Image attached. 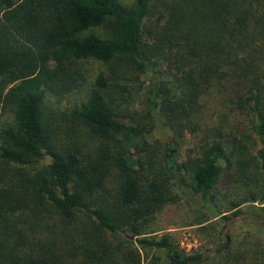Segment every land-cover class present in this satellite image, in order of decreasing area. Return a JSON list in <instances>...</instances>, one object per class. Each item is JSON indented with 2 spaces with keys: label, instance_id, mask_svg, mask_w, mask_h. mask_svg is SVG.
I'll use <instances>...</instances> for the list:
<instances>
[{
  "label": "trees",
  "instance_id": "trees-1",
  "mask_svg": "<svg viewBox=\"0 0 264 264\" xmlns=\"http://www.w3.org/2000/svg\"><path fill=\"white\" fill-rule=\"evenodd\" d=\"M138 73L141 125L112 96ZM221 162L264 203V0H0V264H198L145 227L178 198L229 219Z\"/></svg>",
  "mask_w": 264,
  "mask_h": 264
},
{
  "label": "rangeland",
  "instance_id": "rangeland-1",
  "mask_svg": "<svg viewBox=\"0 0 264 264\" xmlns=\"http://www.w3.org/2000/svg\"><path fill=\"white\" fill-rule=\"evenodd\" d=\"M78 67L80 68L81 76L88 78L104 69L103 65L92 59L79 61ZM147 77V75L139 73L128 75L124 80L122 78L119 81L120 84L125 86L126 91L113 90L112 96L123 104L124 114L122 118L127 123L131 119L139 125L143 122L141 116L144 108L143 88L146 85ZM51 106L61 108L64 106V101L59 100V98L58 100L53 99ZM137 135L134 139L130 137L126 140L128 144H131L129 147L131 157L136 156V152L132 147L133 143L142 141L141 135ZM117 136L119 139L122 137L120 135ZM249 144L251 142H247L248 150L243 154L246 158L245 160L252 155L253 148ZM178 145V161L185 157L187 159V156L190 155V140L188 136H181ZM141 146L142 148L145 147ZM139 163L140 160L133 168H137ZM221 163L222 174L217 186L220 192L228 194L219 209L223 210L230 207L229 199L239 201V205L236 208L221 212V215L225 214L229 216V219H221L220 215H218L204 221L203 219L208 217L205 209H197L189 201L186 202L184 198H178L152 213L147 227H145L147 231L145 235L156 238L165 235L182 256H201L200 258L202 259L198 264H231L230 260L234 253L242 254L247 263L257 260L260 251L264 248V203H258L257 198L251 199L249 195V191L256 190L254 179L249 182L254 187V190H246L242 186L241 180L239 182L234 180L236 178L234 176L236 167L234 165L226 166L224 162ZM251 173L252 176L254 174L255 178H258L254 169H251ZM230 177L233 179L231 180ZM253 206L261 208L259 211L260 218L251 214L254 210ZM237 210L239 213L235 214ZM126 235L130 240L134 238L131 234ZM224 242H227V247L216 251L217 247ZM133 244L135 245V242ZM136 247L141 255L139 264H168L163 249ZM212 249L215 250L211 252Z\"/></svg>",
  "mask_w": 264,
  "mask_h": 264
},
{
  "label": "water",
  "instance_id": "water-1",
  "mask_svg": "<svg viewBox=\"0 0 264 264\" xmlns=\"http://www.w3.org/2000/svg\"><path fill=\"white\" fill-rule=\"evenodd\" d=\"M256 213H259L258 210H254ZM215 249H212L211 252H213Z\"/></svg>",
  "mask_w": 264,
  "mask_h": 264
}]
</instances>
